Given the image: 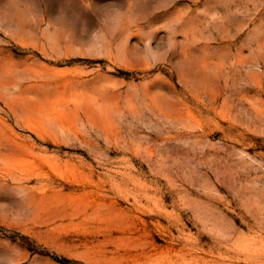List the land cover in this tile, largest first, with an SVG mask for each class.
I'll use <instances>...</instances> for the list:
<instances>
[{
    "label": "rangeland",
    "instance_id": "obj_1",
    "mask_svg": "<svg viewBox=\"0 0 264 264\" xmlns=\"http://www.w3.org/2000/svg\"><path fill=\"white\" fill-rule=\"evenodd\" d=\"M0 264H264V0H0Z\"/></svg>",
    "mask_w": 264,
    "mask_h": 264
}]
</instances>
